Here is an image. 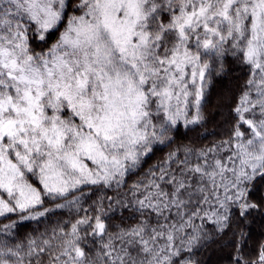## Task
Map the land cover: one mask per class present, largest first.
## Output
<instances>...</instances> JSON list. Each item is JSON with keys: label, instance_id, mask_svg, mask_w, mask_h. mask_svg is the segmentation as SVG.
<instances>
[{"label": "snow or ice", "instance_id": "1", "mask_svg": "<svg viewBox=\"0 0 264 264\" xmlns=\"http://www.w3.org/2000/svg\"><path fill=\"white\" fill-rule=\"evenodd\" d=\"M0 264H264V0H0Z\"/></svg>", "mask_w": 264, "mask_h": 264}, {"label": "trees", "instance_id": "2", "mask_svg": "<svg viewBox=\"0 0 264 264\" xmlns=\"http://www.w3.org/2000/svg\"><path fill=\"white\" fill-rule=\"evenodd\" d=\"M216 103V96L215 94L212 95L210 98V108H213ZM23 231H30V229H23Z\"/></svg>", "mask_w": 264, "mask_h": 264}]
</instances>
